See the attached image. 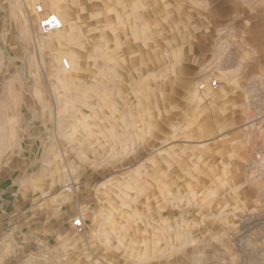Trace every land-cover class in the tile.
<instances>
[{"label": "rangeland", "instance_id": "374dc122", "mask_svg": "<svg viewBox=\"0 0 264 264\" xmlns=\"http://www.w3.org/2000/svg\"><path fill=\"white\" fill-rule=\"evenodd\" d=\"M262 148L264 0H0V264H264Z\"/></svg>", "mask_w": 264, "mask_h": 264}, {"label": "built area", "instance_id": "2783aa9c", "mask_svg": "<svg viewBox=\"0 0 264 264\" xmlns=\"http://www.w3.org/2000/svg\"><path fill=\"white\" fill-rule=\"evenodd\" d=\"M35 11L37 13H42L41 18L37 22L38 29L40 31L46 32L50 30H57L61 29L63 27V22L61 18L54 12H43L42 6L40 4L35 6ZM64 63L66 64V68H68V63L64 59ZM210 86L212 88L217 87L216 81H213L210 83ZM257 157H259L260 165L264 168V148H262L258 154ZM70 186H66V190H70ZM71 225L76 230H81L84 227V222L81 217H76L71 219Z\"/></svg>", "mask_w": 264, "mask_h": 264}, {"label": "bare ground", "instance_id": "6f19581e", "mask_svg": "<svg viewBox=\"0 0 264 264\" xmlns=\"http://www.w3.org/2000/svg\"><path fill=\"white\" fill-rule=\"evenodd\" d=\"M60 17V16H59ZM61 20H62V22L64 21L62 18H61ZM63 25H64V22H63ZM64 56V55H63ZM62 59H65L66 61H67V63H68V68H66L65 67V65L64 64H62V66H63V69L64 70H68V71H70L72 68H73V61H72V57H69V62H68V60H67V58H62ZM62 59H61V61H62ZM58 60V59H57ZM63 63V62H62ZM70 63V64H69Z\"/></svg>", "mask_w": 264, "mask_h": 264}, {"label": "crops", "instance_id": "0c3cea01", "mask_svg": "<svg viewBox=\"0 0 264 264\" xmlns=\"http://www.w3.org/2000/svg\"><path fill=\"white\" fill-rule=\"evenodd\" d=\"M3 203V202H2ZM1 214L7 215L5 213V206L0 208V226L3 225L4 223H10V221H8V219H1ZM3 218V217H2ZM38 253L40 254V252L38 251ZM40 258V257H39Z\"/></svg>", "mask_w": 264, "mask_h": 264}]
</instances>
